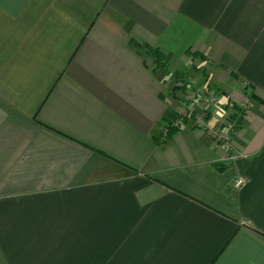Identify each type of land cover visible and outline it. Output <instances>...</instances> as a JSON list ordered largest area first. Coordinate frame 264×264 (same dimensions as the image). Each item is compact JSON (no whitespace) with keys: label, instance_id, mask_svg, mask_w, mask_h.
<instances>
[{"label":"crops","instance_id":"crops-1","mask_svg":"<svg viewBox=\"0 0 264 264\" xmlns=\"http://www.w3.org/2000/svg\"><path fill=\"white\" fill-rule=\"evenodd\" d=\"M0 264H264V0H0Z\"/></svg>","mask_w":264,"mask_h":264},{"label":"built area","instance_id":"built-area-1","mask_svg":"<svg viewBox=\"0 0 264 264\" xmlns=\"http://www.w3.org/2000/svg\"><path fill=\"white\" fill-rule=\"evenodd\" d=\"M196 99V94L192 93L188 99L183 102L182 108L180 110V114L181 117L174 120L171 123V127H180V125H182V119L184 117V115H187V117H189V113H191L192 111H190V104L193 105V102ZM203 99L205 101H213L212 96L210 95V97H208L207 95H203ZM193 101V102H192ZM188 104V105H187ZM190 107V108H189ZM183 115V116H182ZM194 122L196 123V125H198L199 127H202L205 130H208L210 132H212V134L215 136V138L220 141L229 151H231L232 147V134L235 131V125L233 123H229L227 126H218L216 125L211 113L209 112L208 114L205 115H196L193 118ZM168 127L169 125H166V127L164 128V133L167 134L168 133ZM246 184V181L244 178H240L236 185L238 187H242Z\"/></svg>","mask_w":264,"mask_h":264},{"label":"rangeland","instance_id":"rangeland-1","mask_svg":"<svg viewBox=\"0 0 264 264\" xmlns=\"http://www.w3.org/2000/svg\"><path fill=\"white\" fill-rule=\"evenodd\" d=\"M187 91H189V90H183L182 91V94H181V104L183 103V102H185L187 99H188V97L192 94V93H194V94H196V98H197V96H199V97H202V101H205L204 99H203V95H198L199 93H197L198 91L197 90H195V89H190V91L189 92H187ZM210 94H208V92L207 93H205L204 95H207L208 97H210V95H213V93L212 92H209ZM196 100V99H195ZM193 102V101H192ZM195 102V101H194ZM194 102H193V104H194ZM205 103H208V104H213L214 103V99H213V101L211 100V101H205ZM180 104V106H179V108H178V113H180V110H181V108H182V105ZM188 105V104H187ZM191 107V108H190ZM190 111H192L191 113H189V118L190 119H193V117H195L197 114H198V112H197V110L195 109V107H193V105L192 104H190ZM209 108V107H208ZM202 112V111H201ZM204 113H201V114H203V115H205V114H208L209 113V109H206L205 111H203ZM184 119V118H183ZM182 119V120H183ZM229 123H233L234 125H235V128H236V121H235V119H233V115L232 114H229V116H228V119L222 124V126H227ZM167 125H168V123H167Z\"/></svg>","mask_w":264,"mask_h":264},{"label":"trees","instance_id":"trees-1","mask_svg":"<svg viewBox=\"0 0 264 264\" xmlns=\"http://www.w3.org/2000/svg\"><path fill=\"white\" fill-rule=\"evenodd\" d=\"M148 51H150L154 56H156V60L160 61L163 65H165L164 63V58L162 57L161 52L158 49H152V48H148ZM180 86H176L175 87V91H177L179 89ZM183 116V115H182ZM181 114L176 112L175 114H173L172 116H170L169 118H167V123L169 125L168 127V133L166 136L170 135L171 133H173L176 130V127H171V123L180 118ZM184 119L182 120V122H185L188 120L189 117H187V115H184L183 117Z\"/></svg>","mask_w":264,"mask_h":264}]
</instances>
